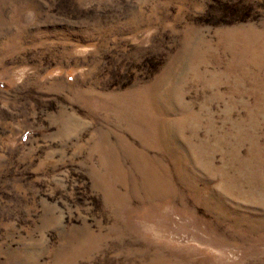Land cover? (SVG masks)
<instances>
[{"label": "rangeland", "instance_id": "rangeland-1", "mask_svg": "<svg viewBox=\"0 0 264 264\" xmlns=\"http://www.w3.org/2000/svg\"><path fill=\"white\" fill-rule=\"evenodd\" d=\"M0 264H264V0H0Z\"/></svg>", "mask_w": 264, "mask_h": 264}, {"label": "bare ground", "instance_id": "bare-ground-1", "mask_svg": "<svg viewBox=\"0 0 264 264\" xmlns=\"http://www.w3.org/2000/svg\"><path fill=\"white\" fill-rule=\"evenodd\" d=\"M237 180V179H236Z\"/></svg>", "mask_w": 264, "mask_h": 264}]
</instances>
